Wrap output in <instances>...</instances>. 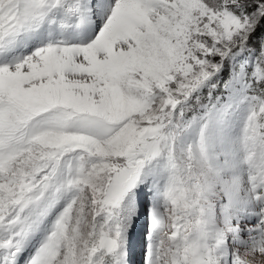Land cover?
Instances as JSON below:
<instances>
[{"label":"snow or ice","instance_id":"6c2138e0","mask_svg":"<svg viewBox=\"0 0 264 264\" xmlns=\"http://www.w3.org/2000/svg\"><path fill=\"white\" fill-rule=\"evenodd\" d=\"M0 264H264V0H0Z\"/></svg>","mask_w":264,"mask_h":264}]
</instances>
